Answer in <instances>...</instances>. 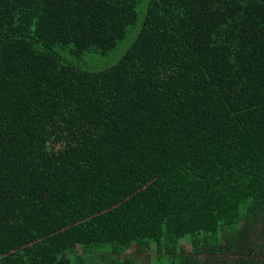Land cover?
Masks as SVG:
<instances>
[{"label":"trees","instance_id":"obj_1","mask_svg":"<svg viewBox=\"0 0 264 264\" xmlns=\"http://www.w3.org/2000/svg\"><path fill=\"white\" fill-rule=\"evenodd\" d=\"M148 250L264 264V0H0V264Z\"/></svg>","mask_w":264,"mask_h":264},{"label":"rangeland","instance_id":"obj_2","mask_svg":"<svg viewBox=\"0 0 264 264\" xmlns=\"http://www.w3.org/2000/svg\"><path fill=\"white\" fill-rule=\"evenodd\" d=\"M114 58H115V56H114L113 54H111V55H107V56L103 57L101 60H95V64L98 65V67H101V66L104 65L103 62H110V63H113V62L115 61ZM96 59H98V58H96ZM83 66H86V64L83 65ZM134 249H135V247L132 246L130 249L125 250V253H124V254H132V253L134 252ZM77 250L79 251V248H77ZM105 255H106V256H113L112 254H109V255L105 254ZM120 256L122 257L123 255H120ZM97 257H98V256H97ZM139 259H140L144 264H149L150 262H153L154 254H153L152 251H149V250H148V251L145 252V255L140 254V255H139Z\"/></svg>","mask_w":264,"mask_h":264}]
</instances>
